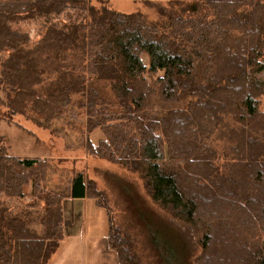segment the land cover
Masks as SVG:
<instances>
[{"label":"trees","instance_id":"16d2710c","mask_svg":"<svg viewBox=\"0 0 264 264\" xmlns=\"http://www.w3.org/2000/svg\"><path fill=\"white\" fill-rule=\"evenodd\" d=\"M91 1L0 0V125L59 137L83 110L85 135H103L87 156L137 175L152 214L123 200L116 225L82 172L53 184L56 166L9 155L0 133V264H47L63 202L86 197L118 264H264V0H176L153 23ZM212 138L229 144L222 163Z\"/></svg>","mask_w":264,"mask_h":264},{"label":"rangeland","instance_id":"374dc122","mask_svg":"<svg viewBox=\"0 0 264 264\" xmlns=\"http://www.w3.org/2000/svg\"><path fill=\"white\" fill-rule=\"evenodd\" d=\"M174 1L176 0H108L107 6L111 10L124 14L140 12L148 23H153L159 18L156 7H166ZM177 1L187 2L188 0ZM91 4L99 7V3L95 0H92ZM18 28L28 32L32 40L36 41L34 34L37 29L35 24L31 22L20 24ZM260 109L264 111L263 103ZM70 110L58 124L64 130L62 136L59 137L50 135L49 132L35 127L20 117L13 119L16 124H1L0 133L6 137V145L9 148L8 154L16 157L49 160L58 169L57 175H52L50 178L53 184H58L60 181L64 183L66 177L70 176L72 171L82 172L86 180L95 183V191L102 192L113 213L115 224L124 225L129 216L126 213L123 200L127 203L131 202L129 208L133 210L142 209L145 206L143 199L146 201V198L144 197L141 180L137 175L127 172L122 167L87 156L85 149L82 148L85 139L88 138L94 145H97V142L103 139V135L97 130L86 136L84 111L77 108ZM153 111L157 112L158 109H153ZM4 113L5 110L0 108V118ZM209 143L218 149L220 163H222V156L224 155L222 151H227L229 144L217 138H212ZM112 174L115 176H112ZM62 177L64 178L61 180ZM128 185L137 191L138 196L135 197L131 194V190L128 192L126 189L127 194L124 197L120 195V189L123 190ZM128 193H130L131 198H128ZM140 195L143 197L141 201ZM12 205L15 206L16 210L18 203L13 202ZM141 212L145 217L152 214V211H148V207L144 211L141 210ZM220 219H224V217ZM261 238L264 239V236L262 235Z\"/></svg>","mask_w":264,"mask_h":264},{"label":"crops","instance_id":"0c3cea01","mask_svg":"<svg viewBox=\"0 0 264 264\" xmlns=\"http://www.w3.org/2000/svg\"><path fill=\"white\" fill-rule=\"evenodd\" d=\"M64 238L47 264H118L107 244L106 212L89 198L63 202Z\"/></svg>","mask_w":264,"mask_h":264},{"label":"bare ground","instance_id":"6f19581e","mask_svg":"<svg viewBox=\"0 0 264 264\" xmlns=\"http://www.w3.org/2000/svg\"><path fill=\"white\" fill-rule=\"evenodd\" d=\"M95 19V18H94ZM36 47V46H35ZM31 52V51H30ZM17 69V68H16ZM57 117V116H56ZM26 184V183H25Z\"/></svg>","mask_w":264,"mask_h":264}]
</instances>
